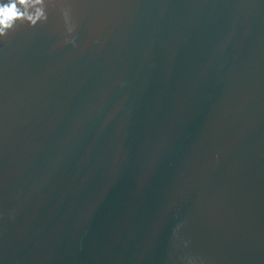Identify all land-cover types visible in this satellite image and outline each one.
Listing matches in <instances>:
<instances>
[{
	"label": "water",
	"instance_id": "water-1",
	"mask_svg": "<svg viewBox=\"0 0 264 264\" xmlns=\"http://www.w3.org/2000/svg\"><path fill=\"white\" fill-rule=\"evenodd\" d=\"M46 3L0 38V264H264V0Z\"/></svg>",
	"mask_w": 264,
	"mask_h": 264
},
{
	"label": "clouds",
	"instance_id": "clouds-1",
	"mask_svg": "<svg viewBox=\"0 0 264 264\" xmlns=\"http://www.w3.org/2000/svg\"><path fill=\"white\" fill-rule=\"evenodd\" d=\"M65 20L68 21V13L65 12ZM46 0H2L0 2V38H7L8 33L14 31L17 25L28 24L35 27L37 23L46 22ZM68 31L72 32L71 24Z\"/></svg>",
	"mask_w": 264,
	"mask_h": 264
}]
</instances>
